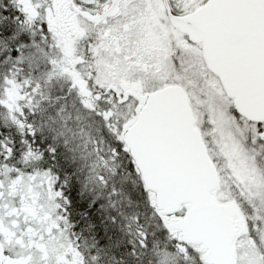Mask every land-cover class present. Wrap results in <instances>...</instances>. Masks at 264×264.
Wrapping results in <instances>:
<instances>
[{
	"label": "snow or ice",
	"instance_id": "6c2138e0",
	"mask_svg": "<svg viewBox=\"0 0 264 264\" xmlns=\"http://www.w3.org/2000/svg\"><path fill=\"white\" fill-rule=\"evenodd\" d=\"M0 264H264V0H0Z\"/></svg>",
	"mask_w": 264,
	"mask_h": 264
}]
</instances>
